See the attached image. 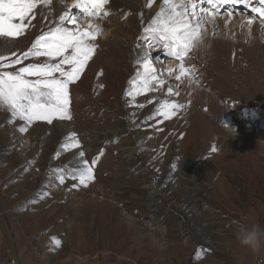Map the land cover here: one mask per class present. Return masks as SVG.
<instances>
[{
	"label": "rangeland",
	"instance_id": "rangeland-1",
	"mask_svg": "<svg viewBox=\"0 0 264 264\" xmlns=\"http://www.w3.org/2000/svg\"><path fill=\"white\" fill-rule=\"evenodd\" d=\"M158 1L109 0L108 15L87 21L102 31L69 86L71 119L36 120L22 133L25 122L0 108V212L20 264H264V247L238 239L241 226L264 227V21L251 10L258 0L216 5L181 81L180 61L148 49L165 83L129 96ZM73 3L39 6L22 36L0 38V53L27 51ZM164 100L184 107L164 119L155 115ZM74 141L79 147L62 148ZM83 160L92 178L81 185L73 174ZM56 169L68 173L63 183ZM0 264H12L2 231Z\"/></svg>",
	"mask_w": 264,
	"mask_h": 264
},
{
	"label": "snow or ice",
	"instance_id": "snow-or-ice-1",
	"mask_svg": "<svg viewBox=\"0 0 264 264\" xmlns=\"http://www.w3.org/2000/svg\"><path fill=\"white\" fill-rule=\"evenodd\" d=\"M52 2L53 0H0V38L14 40L22 36L36 18L35 10L41 5L50 9ZM156 2L157 0H148L146 6L152 8ZM229 2L246 3L247 0H160L159 10L144 27L141 37L148 48L138 56L135 63L142 67L138 69L137 77L130 82L133 86L138 85V88L130 90L127 95L134 97L140 92L152 90L154 83H165L159 78L163 70L158 73L153 67L148 49L162 48L166 57L180 61V74L175 77L177 81L190 75L191 70L185 68L184 61L202 43L206 16L213 15L218 3ZM108 3L109 0H74L69 10L60 14L54 26L43 31L27 51L20 54L15 51L0 53V108L11 112L12 119L18 118L25 122L19 128L20 132H26L28 126L36 120H46L50 124L57 115L71 119L68 113L69 86L80 78L94 53L95 38L102 31L99 25L87 21L108 15L105 10ZM73 8L78 11L74 13L71 10ZM251 10L258 14L253 19L264 21V0H258V5ZM251 22L250 19L248 23ZM139 47L138 44L137 48ZM30 58L45 59L25 64ZM155 59L160 62L159 56ZM16 65L22 66L17 68ZM172 92L173 89L169 87L168 93ZM176 94L179 95L178 92ZM183 107V104L164 100L155 115L169 119ZM72 135L75 136V133ZM70 146L79 147V142L62 145V148ZM216 150L215 147L212 148L213 152ZM79 156L82 158L84 153L81 151ZM95 163L93 160L92 164ZM82 164L83 167L75 170L73 179L78 174L80 184L84 185L92 178V167L86 160ZM55 171L60 173L59 182L63 183L68 173L65 169Z\"/></svg>",
	"mask_w": 264,
	"mask_h": 264
},
{
	"label": "clouds",
	"instance_id": "clouds-1",
	"mask_svg": "<svg viewBox=\"0 0 264 264\" xmlns=\"http://www.w3.org/2000/svg\"><path fill=\"white\" fill-rule=\"evenodd\" d=\"M238 239L242 245L258 252L264 247V227L260 225H254L251 228L241 226Z\"/></svg>",
	"mask_w": 264,
	"mask_h": 264
},
{
	"label": "water",
	"instance_id": "water-1",
	"mask_svg": "<svg viewBox=\"0 0 264 264\" xmlns=\"http://www.w3.org/2000/svg\"><path fill=\"white\" fill-rule=\"evenodd\" d=\"M0 231H2L3 233L6 249L8 250L12 264H20L17 249H15V243H14L12 231L9 230L7 221L4 219L1 212H0Z\"/></svg>",
	"mask_w": 264,
	"mask_h": 264
},
{
	"label": "bare ground",
	"instance_id": "bare-ground-1",
	"mask_svg": "<svg viewBox=\"0 0 264 264\" xmlns=\"http://www.w3.org/2000/svg\"><path fill=\"white\" fill-rule=\"evenodd\" d=\"M159 3H160V0L158 1V3H157V5H156V7H155V9L158 11L159 10V7H158V5H159ZM230 38V37H229ZM133 55V54H132ZM160 66V65H159ZM245 67V66H244ZM259 69H261V71H264V68H259ZM236 73V72H235ZM224 74V73H223ZM240 74V73H239ZM245 76V75H244ZM223 77V76H222ZM233 80V79H232ZM228 81H230V82H232L231 80H228ZM228 83V82H227ZM232 83H234V82H232ZM227 106V105H226ZM210 110V109H209ZM211 112V111H210Z\"/></svg>",
	"mask_w": 264,
	"mask_h": 264
}]
</instances>
